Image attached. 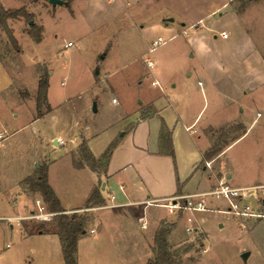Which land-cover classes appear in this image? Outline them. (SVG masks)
<instances>
[{
    "label": "crops",
    "instance_id": "1",
    "mask_svg": "<svg viewBox=\"0 0 264 264\" xmlns=\"http://www.w3.org/2000/svg\"><path fill=\"white\" fill-rule=\"evenodd\" d=\"M93 5L96 6L95 14L99 20L114 19L127 13L130 18L139 20V24L135 23L134 27H139L144 33L168 30L170 38L181 30L187 35L188 56H197L200 61V65L197 64L194 68L187 67L180 80L170 82V88L179 89L177 94L174 95L171 90L166 93L164 87L155 97L144 102L138 100L133 108L120 113L116 121L102 131H95L86 121L82 123L80 114H71L68 126L69 145L64 149V165L70 177L80 185V195L75 192L79 191L77 186L71 192L69 189L63 191L52 182L50 173L54 162L46 159L48 183L65 212L84 208L95 186L98 187L104 204L108 206L88 208L94 211L95 221L78 239L77 264L88 254L94 259L101 257L102 252L95 246L106 240L110 242L113 251L108 256L116 261L119 259L121 262L128 261V264H145L149 257L137 244L150 242L160 222L169 217L167 208L161 205L167 202L166 199L207 192L221 180L235 187L264 184L263 148L255 146L251 150L246 148V151L239 149V153L231 152L232 146L248 132L254 122L264 116V109L259 106L260 101L264 100V41L259 39L262 32L255 36L253 24L251 26L245 20L248 14L260 16L264 25V0L250 3L242 12H237V6L232 0H97ZM148 10L153 12V18L144 22L142 16ZM174 23L176 31L170 29ZM222 31L226 32V37L221 35ZM83 35L78 39L83 41ZM158 36L164 42V37L160 34L153 40ZM68 41L71 40L63 43V50L73 47L74 42L71 46H66ZM142 56L143 60L148 57L144 54ZM96 73H99L98 66ZM0 77V104L5 105L12 97L8 92L12 76L1 59ZM61 84L64 82L61 81ZM65 98L61 103L52 104L47 88L50 111L41 117L33 116L34 121L54 116L56 108L68 106L72 97ZM113 103L117 104L118 100ZM140 103L151 106L147 114H142V109L138 106ZM247 111L255 114L252 119H248ZM238 122L246 126L245 132L225 145L216 158L202 163V155L214 142L213 129ZM162 128L170 132L174 159L162 147ZM4 130L0 128V134L3 135L0 146L8 138ZM57 138L62 137L57 135L52 138L55 146L67 144L65 140L64 144L57 143ZM114 139H117L116 145L104 168L91 170L84 161L80 168L72 164L71 153L77 152L83 140L94 157L98 158ZM43 157L44 155L34 154L30 158V164L20 175L12 192L13 200L17 197L22 199L21 213L7 217L10 218L9 226L13 228L14 224L18 225L25 237L58 239L56 226L50 222L25 224L20 221L22 216L35 210L23 180L33 173ZM214 160L218 161L219 171L216 174L209 171L210 163ZM201 197L193 196L191 199L198 200ZM205 199L210 209L193 210L191 222L206 237L204 219L195 216L196 212L217 213L219 227L236 221L238 230L235 241L239 242V259L245 264H264V219L234 216L222 210L227 207L224 200L210 197ZM147 200L160 202L147 204ZM184 200L181 199L182 202ZM162 209L166 210V215H162ZM142 217L146 220V228L141 227L139 218ZM91 229L94 231L91 232ZM144 229H148L150 233L146 235ZM117 238L121 241L116 247L111 241ZM122 241L129 245L121 246ZM104 254L107 256V253Z\"/></svg>",
    "mask_w": 264,
    "mask_h": 264
},
{
    "label": "rangeland",
    "instance_id": "2",
    "mask_svg": "<svg viewBox=\"0 0 264 264\" xmlns=\"http://www.w3.org/2000/svg\"><path fill=\"white\" fill-rule=\"evenodd\" d=\"M95 1L97 0H75L68 7L66 4L52 5L48 0H0L7 8L24 7L29 16L7 19V25L16 39L18 49L0 27V59L12 76L8 91L12 97L5 105L0 104V128L5 129V135L8 136L0 146V264H63L61 247L56 237H25L18 225L14 224L13 228L9 226L10 221L6 220V217L21 213L22 199L17 197L13 200L12 192L34 154L44 155L37 167L47 165V160L54 162L50 176L58 188L63 191L69 189L71 192L77 186L79 191L75 192L80 195V185L70 177L64 165V149L69 145L68 126L73 113L80 114L82 123L86 121L95 131H102L112 125L120 113L133 108L138 100L144 102L155 97L164 87L166 93L171 90L174 95L177 94L179 89L170 88V82L180 80L187 67L200 65L197 56H188L187 35L181 30L170 38L168 30L144 33L139 27H134L135 23L139 24V20L130 18L127 13L114 19L99 20L95 14L96 6L93 5ZM234 4L238 6L237 2ZM146 13L142 16L144 22L153 18L151 10ZM245 20L251 26L253 24L255 36L262 32L259 39L264 41L262 18L248 14ZM32 26L42 28L39 42L33 41ZM170 29L176 31L175 23ZM158 34L164 37V42L159 46H152L150 43ZM82 35L83 41L78 39ZM67 40L74 42V45L63 50L62 45ZM143 54L155 64L151 71L145 66ZM97 66L99 73H96ZM45 75H48V96L52 104L61 103L65 97L72 98L68 106L56 108L54 116L34 121L37 85L39 79ZM153 79L156 80V85H151ZM61 81L64 84H61ZM112 98L118 100V103H113ZM93 102L98 104L96 112L92 111ZM260 104V108L264 109V100L260 101ZM138 106L142 109V114H147L151 109L149 104L140 103ZM40 109L43 111L44 106L41 105ZM246 114L247 117L249 115L248 119L255 115L253 111H247ZM237 124L240 127H237ZM223 128L227 141H230L246 126L238 122ZM219 134L217 129H213V140L217 141ZM57 135L67 142L65 146L53 144L52 138ZM255 146L264 149V116L254 122L248 132L232 146L231 152L239 153V149L246 151V148L251 150ZM73 154L76 159L81 158L78 149ZM102 164L103 161H99L97 169L102 168ZM209 171L214 174L219 171L217 160L210 163ZM27 192L33 204L34 196L41 199L38 193ZM78 194L76 195L79 196ZM249 201L256 206L254 198L251 197ZM100 206L108 208L107 204ZM207 207L210 209L208 204ZM165 211L162 209V215H166ZM86 212L90 219L88 230L94 224L95 214L91 209ZM168 214L166 220L172 224L168 234L170 250L177 253L176 258L181 264H245L239 259V242L235 241L238 230L236 221L219 227L217 213L196 212L195 216L204 219L205 237V233L200 231L196 224L187 221L188 216L192 217L191 211ZM30 216L31 213L28 212L20 221L25 224L52 221L37 220ZM187 226H191L192 230L187 232ZM144 230L146 235L150 233L148 229ZM120 241L121 239L117 238L111 242L117 247ZM122 245L129 244L122 241ZM137 245L146 251V256H153V238L148 243L143 241ZM95 247L102 252L101 257L94 259L87 253L88 255L80 260V264H128V261H116L108 256V253L113 252L108 240L98 243ZM104 253H107V256Z\"/></svg>",
    "mask_w": 264,
    "mask_h": 264
},
{
    "label": "trees",
    "instance_id": "3",
    "mask_svg": "<svg viewBox=\"0 0 264 264\" xmlns=\"http://www.w3.org/2000/svg\"><path fill=\"white\" fill-rule=\"evenodd\" d=\"M65 4L69 7L71 0H64ZM258 0H232V2H237V12H242L245 7L250 3ZM18 16L29 17L28 12L24 7L20 8H7L0 3V27L6 32L9 41L18 49V45L12 31L7 25V19L16 18ZM33 25V23H31ZM33 33L31 34L33 41L39 42L41 40L42 28H37L32 26ZM47 88H48V75L40 78L37 85L36 93V117H41L45 112L50 111V106L47 102ZM41 105L44 106V110L40 109ZM238 125V124H237ZM237 127H240L238 125ZM242 127V126H241ZM224 128L217 129L219 139L214 140L211 148L202 155L201 162H207L211 157L218 154L224 145H227L230 141L238 138L241 134L245 132L244 130L237 136H234L227 141L225 133H223ZM222 133V134H221ZM160 141L164 151L174 159V152L172 148V142L170 137V132L167 129H163L160 132ZM220 141V142H219ZM117 139H114L109 143L104 152L95 158L94 155L88 149L86 142L83 140L78 146V152L80 153V159H76L75 155H72V164L76 168L82 167V161L91 169L96 170L99 161H103L101 165L102 168L106 165L112 149L116 145ZM223 143V145H222ZM47 165L37 167L32 174L27 176L23 180V184L26 185L27 190L31 193H38L41 197L43 203L47 205L49 211L54 212L55 215L52 217L50 222L56 226V234L58 235L63 264H77V242L78 239L85 234L87 225L90 219L85 210L65 212V209L61 206L59 199L54 193L52 187L48 183L47 179ZM104 199L101 196L99 189L95 186L87 201L85 207H92L103 205ZM172 224L166 220H162L156 229L153 237L152 252L153 256L148 258L145 264H181V261L177 260V253L170 250L168 242V234L171 231Z\"/></svg>",
    "mask_w": 264,
    "mask_h": 264
},
{
    "label": "built area",
    "instance_id": "4",
    "mask_svg": "<svg viewBox=\"0 0 264 264\" xmlns=\"http://www.w3.org/2000/svg\"><path fill=\"white\" fill-rule=\"evenodd\" d=\"M221 35L226 37V32L222 31ZM163 42L162 37L158 36L155 40L152 41V46H158ZM72 41H68L66 46H71ZM144 62L146 67L151 71L154 68V62L151 58L145 57ZM152 85H155L157 82L155 79L152 80ZM113 102L116 100L113 98ZM3 138V135L0 134V139ZM56 142L59 144H64V141L60 138L56 139ZM193 196H202L198 200L191 199ZM213 197L214 199L224 200L227 203V207L222 209L231 213L234 216L242 218H254V219H264V184H257L249 187H235L229 184L227 181H219L207 192L196 193L193 195L185 196H176L166 199L167 202L161 204L167 208L168 213L175 214L178 211L188 210H206L207 201L205 197ZM254 198L256 201V206H253L249 199ZM185 199L183 202L180 199ZM160 200H147V204H158ZM35 210L31 212V218L43 221H49L55 215L54 212L47 210L45 203L39 198L34 200ZM88 210V208L80 209V211ZM6 220L10 221V218L6 217ZM141 222V227L146 228V220L144 217L139 218ZM187 221L191 222V218L188 216ZM187 232L191 231V226L185 228ZM91 232L94 229L90 230ZM8 246V244L6 245Z\"/></svg>",
    "mask_w": 264,
    "mask_h": 264
},
{
    "label": "water",
    "instance_id": "5",
    "mask_svg": "<svg viewBox=\"0 0 264 264\" xmlns=\"http://www.w3.org/2000/svg\"><path fill=\"white\" fill-rule=\"evenodd\" d=\"M52 5H55V4H63L65 3L64 0H48ZM29 23H32V21H30ZM92 110L93 111H96V104L93 103L92 105ZM263 203H264V200H263Z\"/></svg>",
    "mask_w": 264,
    "mask_h": 264
}]
</instances>
